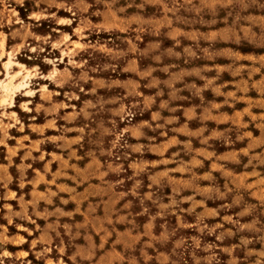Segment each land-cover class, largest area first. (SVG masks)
I'll list each match as a JSON object with an SVG mask.
<instances>
[{"label":"rangeland","instance_id":"1","mask_svg":"<svg viewBox=\"0 0 264 264\" xmlns=\"http://www.w3.org/2000/svg\"><path fill=\"white\" fill-rule=\"evenodd\" d=\"M54 263L264 264V0H0V264Z\"/></svg>","mask_w":264,"mask_h":264},{"label":"crops","instance_id":"2","mask_svg":"<svg viewBox=\"0 0 264 264\" xmlns=\"http://www.w3.org/2000/svg\"><path fill=\"white\" fill-rule=\"evenodd\" d=\"M180 112L179 115L184 118V120H179L177 121L172 127L173 128H169V130H174L172 131V133H183L184 130H186L187 132H189L190 134H192V136L194 137L195 134H197V132L202 128L200 125L197 126H189V122H191L192 120L196 119L200 114H201V110H199L195 105L193 104H185L183 106H178ZM213 107L209 108V113L212 115L211 116V121H215L216 118L218 117H227V118H233L235 116V112H237V110H232V112L229 113H224L222 110H218L215 111L214 109H212ZM235 111V112H234ZM170 114H163V113H159L158 110L156 109H151L149 111V117L147 121H152V120H156L157 118L161 117L162 119H166L167 117H170ZM172 117H178L176 115H172ZM145 122V121H143ZM220 122V121H217ZM151 123V122H150ZM157 121H155L153 123V125H157ZM210 131H214V130H210ZM174 134H167V139L166 140H162L159 144H151V145H155L157 147H161V149H159V151L156 153L154 151H152L154 154H157L158 156L163 155L164 153V148H165V144L167 143V141L169 140V138L173 137ZM203 138H206V140H208L209 138H213L211 136V133L209 134H204ZM191 143V142H190ZM250 140H247V142H245V144H249ZM209 145V144H208ZM191 149H193V152H195V156L193 158H190V160L185 161V164L191 165V166H195V167H201V166H205L203 163V160H207L208 163L205 166V168L200 172V176L203 180H207L206 183H203L202 185H208L207 183H210L209 181L214 178V171L216 170V168H218L220 165L217 159L211 160L209 158V156H215L217 155V153H214L210 148L205 147V146H192L191 145ZM203 152L205 154H203L202 156H199L197 152ZM152 153V154H153ZM208 154V155H207ZM55 264V263H54Z\"/></svg>","mask_w":264,"mask_h":264},{"label":"bare ground","instance_id":"3","mask_svg":"<svg viewBox=\"0 0 264 264\" xmlns=\"http://www.w3.org/2000/svg\"><path fill=\"white\" fill-rule=\"evenodd\" d=\"M20 74V71H18V72H16L15 74H13L12 76H11V82H12V79H14L16 76H18ZM24 78V77H23ZM23 81V80H22ZM11 82H10V84H7V85H5L4 87H3V89L4 90H6V91H9V94H10V99H11V101H12V94L14 93V89H20V88H23V86H24V82L23 83H18V84H16L15 86H13L14 88H13V90H11L10 89V85H11Z\"/></svg>","mask_w":264,"mask_h":264}]
</instances>
